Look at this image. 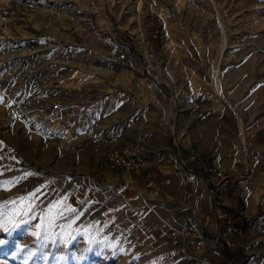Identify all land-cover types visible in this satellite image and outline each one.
I'll return each instance as SVG.
<instances>
[{"label": "rangeland", "instance_id": "rangeland-1", "mask_svg": "<svg viewBox=\"0 0 264 264\" xmlns=\"http://www.w3.org/2000/svg\"><path fill=\"white\" fill-rule=\"evenodd\" d=\"M0 98V203L28 221L0 264H264V0H0ZM132 140L194 181L127 198L99 163Z\"/></svg>", "mask_w": 264, "mask_h": 264}, {"label": "crops", "instance_id": "crops-1", "mask_svg": "<svg viewBox=\"0 0 264 264\" xmlns=\"http://www.w3.org/2000/svg\"><path fill=\"white\" fill-rule=\"evenodd\" d=\"M145 157L148 163L141 170L133 172L119 171L116 173L104 171V175H109L115 180L116 183L120 182L127 198H133L136 200H138L142 195L147 194H151V196L155 194L156 197L169 196L174 198L178 196V191L176 189H179V186L184 184L191 185L193 179L190 178L189 181L187 180L188 178H185L186 175H184V173L187 171H190V175H192L194 172V169L189 168L191 166L189 161L190 159H180L184 160L186 163L185 166H181L179 163L177 164L176 159H167V157L158 155V153H146ZM198 172L201 173L200 171ZM147 173L150 175L147 176ZM222 181L223 179L221 182ZM205 185H207V183ZM183 188L185 187L183 186ZM154 190H156V192ZM208 196L209 194L204 188L199 190V192H191V190H188L187 194L185 195V200L187 202H198V200H203L208 198ZM213 200L215 206L219 208L218 210H225L226 212V182L221 185L220 193H216L213 196Z\"/></svg>", "mask_w": 264, "mask_h": 264}, {"label": "built area", "instance_id": "built-area-1", "mask_svg": "<svg viewBox=\"0 0 264 264\" xmlns=\"http://www.w3.org/2000/svg\"><path fill=\"white\" fill-rule=\"evenodd\" d=\"M147 163L141 142L132 140L122 149H114L105 153L103 160L99 163V168L109 173L133 172L143 169ZM180 165L185 166V161L181 160ZM197 169L205 175V181L210 185L217 186L224 178L222 171L209 162H202L197 166Z\"/></svg>", "mask_w": 264, "mask_h": 264}, {"label": "snow or ice", "instance_id": "snow-or-ice-1", "mask_svg": "<svg viewBox=\"0 0 264 264\" xmlns=\"http://www.w3.org/2000/svg\"><path fill=\"white\" fill-rule=\"evenodd\" d=\"M0 102H3L2 98H0ZM4 183H12L11 181L8 182H0V188L3 187ZM23 199V198H21ZM8 203H12L15 204V201H5L0 203V233H2L3 235L0 236V245H3L5 243V237H9L12 235V232L15 231L16 229L20 228L22 226V224H27L28 221H22L21 223H16V217L18 215H22V213H17V212H8L6 211V206ZM62 202H57L54 205H50L48 208V213H52L53 209H57L59 205H61ZM69 211H74L72 209H68ZM57 215H60V212L57 211L56 212ZM34 218V217H33ZM41 219L43 220L44 217H41ZM11 224L12 227L9 228L8 225ZM37 228H40L41 226L38 224L36 225ZM33 236H35L37 238V241H42V240H47L49 239L48 236L46 234L42 235L41 232H33L32 233ZM43 246V245H42ZM25 251L24 248H17L16 249V253H14L13 255H16L17 253L23 252ZM34 255V253L32 252H28L27 256H26V261L28 259H31L32 256Z\"/></svg>", "mask_w": 264, "mask_h": 264}, {"label": "trees", "instance_id": "trees-1", "mask_svg": "<svg viewBox=\"0 0 264 264\" xmlns=\"http://www.w3.org/2000/svg\"><path fill=\"white\" fill-rule=\"evenodd\" d=\"M231 212H232L231 210L226 209V213H229V214L231 215V214H232ZM255 219H256V216H253V217H251L250 219H248V220H246V221L242 220V223H241V225H240V229H241V230L245 229L246 226L248 225V223H250L251 221H253V220H255Z\"/></svg>", "mask_w": 264, "mask_h": 264}]
</instances>
